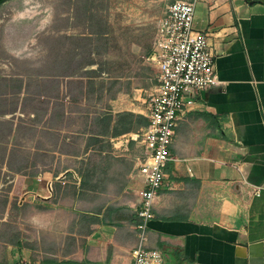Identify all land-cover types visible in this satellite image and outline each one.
<instances>
[{
	"label": "crops",
	"instance_id": "1",
	"mask_svg": "<svg viewBox=\"0 0 264 264\" xmlns=\"http://www.w3.org/2000/svg\"><path fill=\"white\" fill-rule=\"evenodd\" d=\"M120 1V23L74 24L73 35L115 42L116 63L141 67L156 91L154 22L174 0ZM194 28L208 34L220 83L186 96L146 248L161 251L160 264H264V189L254 194L264 186V0H196ZM51 75L5 93L20 97L0 112L2 220L19 235L2 234L0 264H134L152 95L141 76L116 75L106 104L73 117L67 104L86 99L84 75L62 74L64 100Z\"/></svg>",
	"mask_w": 264,
	"mask_h": 264
},
{
	"label": "rangeland",
	"instance_id": "2",
	"mask_svg": "<svg viewBox=\"0 0 264 264\" xmlns=\"http://www.w3.org/2000/svg\"><path fill=\"white\" fill-rule=\"evenodd\" d=\"M124 3L120 0H7L1 3L0 112L9 110L18 102L20 96L9 97L5 94L11 90L12 84L15 87L17 80H22L24 84L30 83V88L35 90L36 85L45 80L40 77L45 74H56L51 76L60 81V97L64 100L62 89L69 79L62 75L65 72L84 75L83 81L86 85L84 92L86 99L67 104L73 112V117H77L81 110L89 106L96 109L99 104H106L111 96L110 90L114 91L117 87L116 81L108 78L120 74L141 76L138 84L148 86L144 93L150 98L151 95L153 97L152 93L155 91L151 88L152 82L142 80L141 67L121 66L116 63L121 60L116 58L119 51L115 42L110 44L103 42L100 34L92 35L90 38L80 37L78 33V36L73 35L74 24L106 28L108 23L110 25L120 23L122 20L119 15L126 8ZM159 19H155V29ZM74 48H79V52H74ZM104 50L110 51L111 58L103 55ZM77 61L98 64L84 67L75 65L74 62ZM53 77L51 79L55 80ZM39 105L36 103L30 108ZM6 116L8 115L0 114V118ZM12 116L22 119L27 115L19 112ZM78 122L79 120L76 124ZM0 199V238L6 233L8 238L16 239L19 233L13 232L11 227H7L8 231L3 230V202L6 200L4 192L0 193ZM9 212L8 217L15 218L17 211L12 209Z\"/></svg>",
	"mask_w": 264,
	"mask_h": 264
},
{
	"label": "built area",
	"instance_id": "3",
	"mask_svg": "<svg viewBox=\"0 0 264 264\" xmlns=\"http://www.w3.org/2000/svg\"><path fill=\"white\" fill-rule=\"evenodd\" d=\"M195 8L196 0H174L156 26L151 60L157 65L159 83L143 132L146 159L140 171L145 176V187L140 191L138 243L132 251L134 264H160L163 259L161 251L146 248L148 225L167 177L166 169L174 160L171 145L176 128L187 103L193 101L186 100V96L194 97L220 83L208 34L194 28ZM263 189L262 185H254V194L260 196Z\"/></svg>",
	"mask_w": 264,
	"mask_h": 264
},
{
	"label": "trees",
	"instance_id": "4",
	"mask_svg": "<svg viewBox=\"0 0 264 264\" xmlns=\"http://www.w3.org/2000/svg\"><path fill=\"white\" fill-rule=\"evenodd\" d=\"M5 1H7V0H0V4L3 3V2H5ZM64 74H69V72H65ZM1 113H2V112H1ZM1 113H0V114H1Z\"/></svg>",
	"mask_w": 264,
	"mask_h": 264
}]
</instances>
